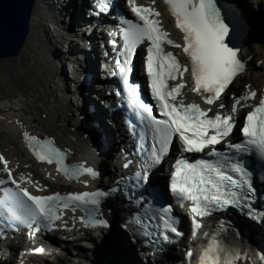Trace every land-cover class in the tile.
I'll return each mask as SVG.
<instances>
[{
  "label": "snow or ice",
  "instance_id": "snow-or-ice-1",
  "mask_svg": "<svg viewBox=\"0 0 264 264\" xmlns=\"http://www.w3.org/2000/svg\"><path fill=\"white\" fill-rule=\"evenodd\" d=\"M127 2L142 23L130 24L124 31V38L128 43L129 51L133 53L139 44L144 41L149 42L147 73L151 78L152 94L159 104L160 116L163 117L154 120L160 147L159 154L155 150L152 153L153 162L158 163L162 156L167 154L171 141L176 135L187 152H202L206 147L219 143L233 130L232 121L236 107L234 106L228 115L217 114L214 118H209L208 111L203 110L198 104H185L183 99L177 100V97L182 96L181 90L186 87L183 82L185 72L190 71L194 81L191 91L202 96L206 104L212 105L220 99L233 79L243 71V64L238 59V50L225 43L228 27L221 20L213 0H164L175 20V27L183 34V45L176 44L168 38L169 33L162 29L159 19L151 18L159 17V12L147 7H138L135 0H127ZM164 44L181 48L190 62V69L186 65H181L173 53L165 52L162 47ZM177 74L181 82L170 88L167 81L176 80ZM129 92L142 108L151 111V108L145 107L140 102L136 87L130 85ZM205 93L208 95L205 96ZM256 95L255 92H250L244 99H255ZM235 103L239 104L240 100L237 99ZM220 107L223 108L224 105L221 104ZM242 133L247 138V145L257 149L264 157V99H260L258 106L247 114ZM23 135L38 161L55 163L57 171H62L70 179L78 177L79 174L95 177L96 173L91 168H84L82 165L70 172L63 164L64 156L60 150L52 146L51 141L40 140L27 132ZM235 147L238 150L241 148L240 145ZM5 167H7L6 162ZM232 171L240 174L241 179H233L231 175H226L221 170L219 164L203 160L192 164L182 159L175 165L171 190L182 200L192 202L189 211L193 214L194 234L201 227L196 217L202 218L208 215L210 205L221 209L239 204L238 194L226 190V183L232 188L247 186L248 191L252 192V186L244 170L236 165L233 166ZM21 191L34 206L31 210V220L35 222L40 219L49 224L60 219L56 210L61 204L64 209L76 203L96 205L98 203L96 197L100 195V193L85 192L67 197H61L59 194L33 196L26 189ZM171 231L176 232V229L171 228ZM188 256L191 257L192 253L189 252ZM200 264H233V260L222 256L218 245L213 241L200 256Z\"/></svg>",
  "mask_w": 264,
  "mask_h": 264
},
{
  "label": "bare ground",
  "instance_id": "bare-ground-1",
  "mask_svg": "<svg viewBox=\"0 0 264 264\" xmlns=\"http://www.w3.org/2000/svg\"><path fill=\"white\" fill-rule=\"evenodd\" d=\"M156 2L157 8H159L161 12L160 16L164 18V23L166 24L165 28L171 30L174 28L172 25V17L166 14L165 8L160 1L157 0ZM42 4V0H37L35 4V9L30 23V34L23 51L13 57L0 59V148L3 149V151L10 158H13L15 163L21 161V165L25 164L31 173L36 175L33 176L34 179L30 182L32 183L30 186L33 187L34 185L37 187H49V181L57 178H59V180H63V178L58 174L57 170H55V173L46 172V165L39 164L38 161L33 158L24 139L23 134L25 132L32 135H39V138L46 137L57 142L60 146L68 149V153L70 154L72 160L82 161L83 164H87L90 167H92L93 164H91L92 159L87 152L88 142L86 140V134L88 130L83 125H79L82 122L80 119L77 120L76 117L80 116L81 118L89 121V124L93 127H95V124L99 123L101 133L103 132L104 141L108 143L107 147L105 146L107 148L105 155L113 153L115 145L114 142H117V133H119V130H117L115 126H109V124L104 120L102 112L98 113L99 116L97 120H94L93 117L95 118V116L88 107L83 108L77 104L75 105L74 103H71L70 101L66 102L64 98L65 94L61 98L59 96V92L61 90L63 91L62 86H59L57 95L51 92L50 83L52 80H50V77L52 76L53 70L51 61L48 59L46 53L47 51L40 42V38L43 36L42 30L46 37L45 40L51 48L53 55H55V58L58 59L57 69L59 71L62 70L60 53H64V45L63 41L58 42L54 40V35H52V33L48 30L49 26H46L45 28V23L40 17V10L43 7ZM44 4L46 3L44 2ZM118 4L121 5L120 0H118ZM63 6L65 7L64 3L61 1L56 3V0H52L49 2L50 11L55 13L61 20L68 16V13L64 11L65 9ZM252 29H254L252 31L255 33L249 32V35L246 34L245 37L247 41V36L255 37L258 35V27L252 24ZM102 36V41L105 44V34ZM259 38H261V34ZM73 40L74 39H72V42ZM69 44H71V42ZM72 48L74 49L75 47L72 46ZM252 50L245 47L243 51L248 53V56H250ZM254 53L255 57L252 59V63L256 65L254 63L255 60L261 57L263 58L264 51L255 50ZM65 70L66 77L69 79L70 76L67 71V67ZM81 70L84 71L85 69H79V71ZM259 80H261L264 84V67L256 69L254 75L251 77V81L254 85L257 84ZM70 93V91L67 92V98H69ZM138 94L140 101L143 98H145V101H148V96L145 91L143 94L138 91ZM185 96L190 99L194 97V93L189 92L186 93ZM126 101L129 100L126 98ZM143 102L144 101H142V103ZM132 111L138 112L139 109H134ZM117 125L118 124H116V126ZM174 153H176V151ZM174 153L170 152V154H168L169 157L174 156ZM193 156L199 155H191L189 157ZM104 161H106V159H104L103 162ZM160 174L164 181V172L161 171ZM26 177L30 180V174L27 173ZM85 179L86 178H83L80 181H75L70 187L62 186V188L66 190H79L81 186L88 185ZM99 184H101V181ZM62 188L59 187L58 189L61 190ZM165 199L170 200L169 197ZM229 220H232L229 224V228L225 229L223 232L228 235L238 234V229H240L238 224L241 223L239 222L237 224L235 220L241 219L232 218ZM242 225L248 227L253 226L252 224ZM210 229L211 227H208L207 231ZM250 230L255 231L253 234L260 239L261 243H264V230ZM52 240L59 251L58 253H52V257L56 259L58 264H70L67 260L68 256L63 255L66 250L69 252L71 251L70 247L77 250V252L71 251L70 253H74L77 256V259H87L86 261L88 264H139V259L135 256V248L128 246L125 241L126 238L121 232H119L117 226L115 225H112L111 229L104 233L103 239L93 242L92 245H86L83 243L84 241L78 242L80 239L72 243L69 240L63 242L58 241L57 239ZM178 241H176L177 244ZM243 241H246V245L255 244L252 237H247ZM188 242V240H183L181 243L182 245H179L181 248L178 249V256L180 257V259H178L180 261L177 262L178 264H186L183 256L186 255L185 247L189 245ZM262 246L264 247V245ZM172 249L174 251L173 247ZM10 253L12 254V252ZM89 256L94 257V259L97 260L92 261L88 259ZM195 256H197L196 251L194 257ZM70 257L71 260L74 261L71 254ZM4 258L7 264H14L13 259L9 260L8 257ZM34 263L42 264L37 259L34 260ZM251 263L256 264L255 258L251 259ZM161 264H165V262L161 261Z\"/></svg>",
  "mask_w": 264,
  "mask_h": 264
},
{
  "label": "water",
  "instance_id": "water-1",
  "mask_svg": "<svg viewBox=\"0 0 264 264\" xmlns=\"http://www.w3.org/2000/svg\"><path fill=\"white\" fill-rule=\"evenodd\" d=\"M35 0H0V58L22 51Z\"/></svg>",
  "mask_w": 264,
  "mask_h": 264
},
{
  "label": "rangeland",
  "instance_id": "rangeland-1",
  "mask_svg": "<svg viewBox=\"0 0 264 264\" xmlns=\"http://www.w3.org/2000/svg\"><path fill=\"white\" fill-rule=\"evenodd\" d=\"M71 249V248H70ZM72 251V250H71ZM70 251V252H71ZM69 251H65L64 252V254L63 255H66V256H68L67 257V260L70 262V264H75L72 260H71V257H70V254H71V256H72V258H75V257H77L74 253H70ZM73 252V251H72ZM51 259V260H50ZM50 259H48L47 258V260H45V262H49L50 264H58V262H56L54 259H52V258H50ZM87 260V259H86ZM86 260H83V259H80L79 261H82V262H77L76 264H85L87 261ZM42 263H44V262H42ZM48 263V264H49Z\"/></svg>",
  "mask_w": 264,
  "mask_h": 264
}]
</instances>
